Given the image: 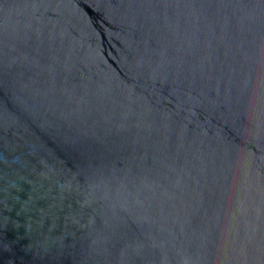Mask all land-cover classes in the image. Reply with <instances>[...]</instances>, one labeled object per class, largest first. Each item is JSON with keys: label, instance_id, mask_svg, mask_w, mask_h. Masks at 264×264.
I'll return each instance as SVG.
<instances>
[{"label": "water", "instance_id": "obj_1", "mask_svg": "<svg viewBox=\"0 0 264 264\" xmlns=\"http://www.w3.org/2000/svg\"><path fill=\"white\" fill-rule=\"evenodd\" d=\"M0 264H264V0H0Z\"/></svg>", "mask_w": 264, "mask_h": 264}]
</instances>
